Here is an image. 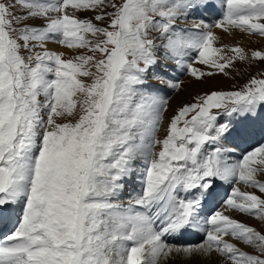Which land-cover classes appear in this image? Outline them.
I'll list each match as a JSON object with an SVG mask.
<instances>
[{"label":"snow or ice","instance_id":"1","mask_svg":"<svg viewBox=\"0 0 264 264\" xmlns=\"http://www.w3.org/2000/svg\"><path fill=\"white\" fill-rule=\"evenodd\" d=\"M211 8L214 24L180 26ZM214 29L264 38V0H0V226H14L0 264H264V229L217 207L264 222V198L237 186L264 194V142L245 148L264 141V72L169 104L183 84L170 64L203 82L264 62L216 47ZM201 232L203 243L168 242Z\"/></svg>","mask_w":264,"mask_h":264},{"label":"rangeland","instance_id":"2","mask_svg":"<svg viewBox=\"0 0 264 264\" xmlns=\"http://www.w3.org/2000/svg\"><path fill=\"white\" fill-rule=\"evenodd\" d=\"M9 2H10V0H9ZM77 14H80L82 17H86V16L91 15V13H83V12L77 13ZM196 20H198V18ZM249 36L252 37V42L250 44L249 50H246V49L245 50L248 51L249 53H251L252 51H257V50L258 51H264V41H261V40H263V38L258 36V35H249ZM51 43H53V42H51ZM55 44L60 48H64L61 45H59L58 43H53V45H55ZM217 47H220V46H217ZM37 51H39V49H37ZM228 54L230 55L231 53H228ZM194 67L200 68L202 70L204 69V66L200 65L198 63H195ZM174 69H175V66L168 65L167 73L174 71ZM163 71L164 70L162 69L161 72H163ZM226 71L230 72V75L228 77L223 76V75H217V76L210 77V78L206 77L205 81H203V82L196 81L193 77L189 76L186 72L183 73V71H180L179 74L176 76V78L178 76H180L181 73H183V75L179 78V80L183 81L182 90L186 89V87H188L189 85L190 86L193 85L192 88L191 87H188V88L190 90L192 89L191 91L196 92V94L191 96V98H190L191 100L189 99L188 102H186V103H191V102H193V98L196 97L197 95H203L204 93H207L210 91H214V90L215 91H235V90L241 89L253 76H256L257 78H261L260 73L264 72V62H255L254 61L251 64L237 62L233 69H226ZM194 82H195V84H196V82L198 83L197 86L196 85L194 86ZM153 84L157 85L155 83H153ZM157 86H159V85H157ZM181 92L182 91L176 92V93H170L169 104ZM199 92H201V93H199ZM180 101H182V100H180ZM168 115H170V112L168 113ZM257 180H259L260 182H264V174L257 175ZM133 184H135V185H132V187L133 186L138 187V186H136V181ZM237 186L240 188L241 191L255 193L257 195H261L262 198H264V194L259 193V191L257 189L248 188L243 184H239ZM128 194L129 193H126L125 195H128ZM227 198H228V195L225 197L224 200H226ZM220 208H222L221 210L226 209L222 203L220 205ZM228 215L237 219L238 221L245 223L248 226H253V227L257 228V230L264 229V222L258 221L255 218H251V217H248V216H245L242 214H238V213H235L233 211L228 212ZM13 228H14V226H13ZM226 239H229V238L226 237ZM195 242H196V240H195ZM240 247L242 248L243 251H246L249 253L256 252L255 249L248 247V246H245V245H242V244L240 245ZM174 258L168 259L167 261L162 260L161 264H208V263L209 264H224L223 258H220V257H213L209 260H205L203 258H198L196 260H191V261L186 260V259H182L179 256L174 257ZM204 261H206V262L204 263Z\"/></svg>","mask_w":264,"mask_h":264},{"label":"bare ground","instance_id":"3","mask_svg":"<svg viewBox=\"0 0 264 264\" xmlns=\"http://www.w3.org/2000/svg\"><path fill=\"white\" fill-rule=\"evenodd\" d=\"M202 11L207 12V11H209V9L206 10V11L205 10H202ZM212 13L214 15L220 16V13H218L216 9H213ZM207 17H209V16L208 15L205 16V14H203L202 12H199L194 17H189V19L187 21H182L180 26L191 30V29H196L194 27V21L198 22L199 20H203L205 23L214 24L215 22H217L218 19L222 18V17L221 18H214L212 20L211 18L208 19ZM195 18L196 19L198 18V20H196ZM195 31H199V29L193 30V32H195ZM214 32L220 37V39L217 42H215V46L216 45L217 46L228 45L230 47H232V46H241V47H243L246 50H249V48H250V44L252 42V37L247 35V34H243V33H240L239 31L233 30L232 34L229 35V34L223 33L220 29H214ZM261 41H264V38ZM53 43H55V42H53ZM53 43L49 42L47 44V48H48L49 51L63 52L65 54H67L68 56H72L73 55L72 50H69V49H66V48H60L56 44H55L56 46L53 45ZM194 55L195 54H193V56ZM189 59L191 60L192 57H189ZM173 66H175V65H173ZM161 70L162 69H158V71H161ZM179 72H180V70H174L172 72L167 73V75L176 77L179 74ZM197 84H198L197 82H196V84L194 82V86L195 85L197 86ZM188 87L192 88L193 85H191V86L189 85ZM188 87H186V89H183L182 92L175 99L172 100V102L170 103L171 109H176L179 106L185 104L186 102H188V100L191 98V96L196 94V92L191 91L192 89L190 90ZM201 92H199V93H201ZM180 100H182V101H180ZM170 115H171V112H170ZM248 147H251V145L249 144ZM157 151H159V148H157ZM237 151H240V150H237ZM233 156H234V154H233ZM134 182H135V178L133 179V181L129 182L128 185H130L131 188H133L134 186L132 187V185H135V184H133ZM136 186H138L137 183H136ZM134 188H138V187H134ZM124 192H125V190H124ZM124 196L127 197V195H125V194H124ZM224 214L228 215V212H226V213L224 212ZM12 229H13V225H7V231H11ZM178 237H179V240H180L181 243L182 242L194 243L195 240L197 241V240L203 239L202 238L203 237V233L201 232V233L195 234V235H186V236H178ZM179 257L184 259L182 256H179ZM205 262L206 261H204V263Z\"/></svg>","mask_w":264,"mask_h":264}]
</instances>
